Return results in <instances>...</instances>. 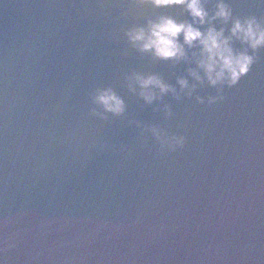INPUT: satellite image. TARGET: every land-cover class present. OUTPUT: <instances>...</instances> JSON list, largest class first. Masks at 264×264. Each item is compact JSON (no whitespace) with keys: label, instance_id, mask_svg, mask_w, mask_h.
<instances>
[{"label":"water","instance_id":"obj_1","mask_svg":"<svg viewBox=\"0 0 264 264\" xmlns=\"http://www.w3.org/2000/svg\"><path fill=\"white\" fill-rule=\"evenodd\" d=\"M228 2L264 18L259 0ZM158 15L188 19L136 0H0V264H264V50L222 101L205 85L149 105L128 77L179 92L195 67L128 42ZM105 89L122 115L93 103ZM153 126L184 146L162 149Z\"/></svg>","mask_w":264,"mask_h":264},{"label":"clouds","instance_id":"obj_2","mask_svg":"<svg viewBox=\"0 0 264 264\" xmlns=\"http://www.w3.org/2000/svg\"><path fill=\"white\" fill-rule=\"evenodd\" d=\"M259 2L264 4V0ZM136 3L155 9L181 8L188 19L177 20L170 15L149 17L144 25L133 26L125 32L128 42L155 59L172 61L174 65H195L187 72L193 83L183 77L177 79L179 92L158 75L134 73L128 77L130 90L139 88V96L146 104L151 105L169 93L178 100L181 94L191 97L197 86L205 85L218 92L217 96L208 97L209 105L222 101L224 96L219 93L224 88L237 86L250 73L258 53L264 50V18L234 15L228 0H136ZM237 43L239 48L234 46ZM196 100L199 104L205 103L199 96ZM93 103L113 116L125 111L124 101L111 89L99 90ZM164 111L166 116H171L168 106ZM145 130L150 131L162 149L175 151L184 146V136H169L155 126Z\"/></svg>","mask_w":264,"mask_h":264}]
</instances>
